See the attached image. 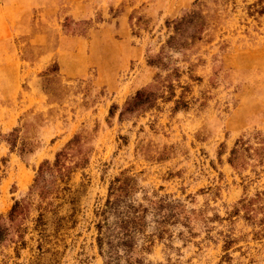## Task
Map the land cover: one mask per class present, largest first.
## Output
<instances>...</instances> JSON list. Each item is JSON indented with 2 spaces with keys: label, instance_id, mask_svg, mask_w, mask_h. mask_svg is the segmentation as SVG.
<instances>
[{
  "label": "rangeland",
  "instance_id": "374dc122",
  "mask_svg": "<svg viewBox=\"0 0 264 264\" xmlns=\"http://www.w3.org/2000/svg\"><path fill=\"white\" fill-rule=\"evenodd\" d=\"M99 238L264 264V0H0V264Z\"/></svg>",
  "mask_w": 264,
  "mask_h": 264
},
{
  "label": "trees",
  "instance_id": "16d2710c",
  "mask_svg": "<svg viewBox=\"0 0 264 264\" xmlns=\"http://www.w3.org/2000/svg\"><path fill=\"white\" fill-rule=\"evenodd\" d=\"M146 93H138L137 96L129 103L128 108L126 109V112H132L134 109H136L138 106L141 104L145 103ZM123 229V227H121ZM110 246V251L104 252L103 251V240L99 238V247H100V252L104 257L106 258V264H116L113 255L112 249L114 248L112 243H109Z\"/></svg>",
  "mask_w": 264,
  "mask_h": 264
}]
</instances>
